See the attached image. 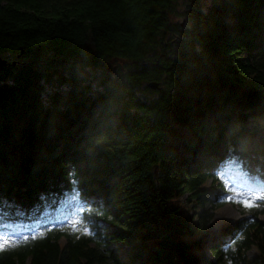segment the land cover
I'll list each match as a JSON object with an SVG mask.
<instances>
[{"label":"trees","instance_id":"1","mask_svg":"<svg viewBox=\"0 0 264 264\" xmlns=\"http://www.w3.org/2000/svg\"><path fill=\"white\" fill-rule=\"evenodd\" d=\"M0 60V229L74 193L93 235L0 264H264V207L206 241L224 158L264 175V0H0Z\"/></svg>","mask_w":264,"mask_h":264},{"label":"rangeland","instance_id":"2","mask_svg":"<svg viewBox=\"0 0 264 264\" xmlns=\"http://www.w3.org/2000/svg\"><path fill=\"white\" fill-rule=\"evenodd\" d=\"M208 1V0H206ZM222 176V181L227 186V189L230 194V200L228 199V195L226 196L227 201L220 202V205L216 209L211 210V214L213 215L211 218V224L213 225V230H211V233L206 237V241L212 242L226 233L228 234V228H225L228 224H230L233 220H238L240 217L244 216L247 217L250 215V209L252 207H258L260 205V195L254 193L252 190H246L245 186L249 188L248 179L245 175H242V172L239 171L237 165L230 162L228 165H226V169L223 170L222 173H220ZM263 188V185L256 184V188L254 190H257L258 192L261 190L260 188ZM185 196L182 197V200L184 201ZM251 205L246 206V205ZM76 206V203L74 201V197L70 196L61 206V212L63 215H65V219H68V216H71L70 209L74 208ZM67 208V210H65ZM76 208V207H75ZM257 220L256 222H264V216L261 214L256 215ZM250 220L252 218H249ZM24 232H9V231H0V238H6L7 241H9L11 238L14 240L17 237H23ZM20 235V236H19ZM210 240V241H209ZM2 242V241H0ZM208 242H206V245H208ZM124 250V249H123ZM125 252V251H124ZM124 254V253H123ZM249 254L251 257H255L260 259V255L257 252L255 248H251L249 250ZM203 256L210 260L214 261L215 258L210 253V250H207L204 252Z\"/></svg>","mask_w":264,"mask_h":264},{"label":"snow or ice","instance_id":"3","mask_svg":"<svg viewBox=\"0 0 264 264\" xmlns=\"http://www.w3.org/2000/svg\"><path fill=\"white\" fill-rule=\"evenodd\" d=\"M262 198H264V197H262ZM246 206L250 207L251 205L249 204V205H246ZM25 239H27V237H25ZM0 241H2V242H0V250H3V248L5 247V244L7 243V239L6 238H0Z\"/></svg>","mask_w":264,"mask_h":264},{"label":"water","instance_id":"4","mask_svg":"<svg viewBox=\"0 0 264 264\" xmlns=\"http://www.w3.org/2000/svg\"><path fill=\"white\" fill-rule=\"evenodd\" d=\"M4 65H6V61L5 60H0V67L4 66ZM151 87L156 88V85L155 84H151Z\"/></svg>","mask_w":264,"mask_h":264},{"label":"bare ground","instance_id":"5","mask_svg":"<svg viewBox=\"0 0 264 264\" xmlns=\"http://www.w3.org/2000/svg\"><path fill=\"white\" fill-rule=\"evenodd\" d=\"M47 194H48V193H47ZM89 200H90V199H89ZM91 200H92V199H91ZM91 200H90V201H91ZM47 221L51 222V220L48 219V218H47ZM41 225H42V226H43V225H51V223H42Z\"/></svg>","mask_w":264,"mask_h":264}]
</instances>
